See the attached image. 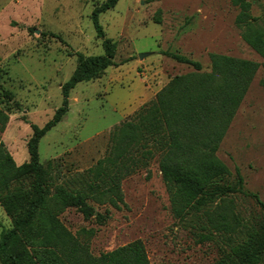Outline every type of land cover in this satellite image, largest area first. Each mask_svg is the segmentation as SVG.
I'll list each match as a JSON object with an SVG mask.
<instances>
[{
	"label": "rangeland",
	"instance_id": "rangeland-1",
	"mask_svg": "<svg viewBox=\"0 0 264 264\" xmlns=\"http://www.w3.org/2000/svg\"><path fill=\"white\" fill-rule=\"evenodd\" d=\"M103 1L0 0V107L8 116L0 139L16 164L28 160L30 124L42 126L61 104L60 86L77 64L76 52L103 53L102 37L96 36L90 17ZM250 2V14L264 30V0ZM237 12L230 0H117L100 13L103 37L117 45L116 64L98 78L76 83L68 111L39 140V161L53 160V174L60 178L55 182L93 166L105 154L113 126L154 99L170 77L192 71L162 51L197 60L205 72L210 71L209 54L222 53L253 60L259 67L216 155L229 168L230 180L238 171L245 189L264 202V65L243 40ZM141 53L146 55L139 58ZM121 187L124 197L118 208L98 206L106 214L101 224L84 219L74 208L60 215L92 254L139 238L150 264H220L227 245L220 234L204 227L201 213L173 215L157 156L125 177ZM232 199L242 217L252 220L260 213L252 198ZM10 227L0 206V233ZM208 232L210 240L200 237Z\"/></svg>",
	"mask_w": 264,
	"mask_h": 264
},
{
	"label": "trees",
	"instance_id": "trees-1",
	"mask_svg": "<svg viewBox=\"0 0 264 264\" xmlns=\"http://www.w3.org/2000/svg\"><path fill=\"white\" fill-rule=\"evenodd\" d=\"M116 2L104 0L93 7L90 17L96 36L102 37L103 53L76 52L77 64L60 86L61 104L42 126L30 124L28 160L16 164L0 139V206L11 220V227L0 233V264H150L139 238L92 254L60 215L74 208L84 219L103 223L106 214L98 206L118 208L124 197L122 180L146 167L154 156L173 215L201 213L204 227L221 235L227 250L220 264H260L264 258V202L256 192L245 189L238 171L230 180L229 168L216 155L258 62L210 53V71L205 72L197 60L162 51L190 65L192 71L170 77L154 99L113 126L105 154L93 166L75 172L68 181L55 182L60 178L53 174V160L39 161V140L68 111L70 90L116 64V42L103 37L98 19ZM230 2L238 8L235 23L243 40L262 56L264 65V30L250 14V0ZM4 93L10 96L9 91ZM7 120L0 107V132ZM232 195L252 198L260 213L252 220L242 217L234 210ZM200 237L210 240L213 236L208 232Z\"/></svg>",
	"mask_w": 264,
	"mask_h": 264
},
{
	"label": "water",
	"instance_id": "water-1",
	"mask_svg": "<svg viewBox=\"0 0 264 264\" xmlns=\"http://www.w3.org/2000/svg\"><path fill=\"white\" fill-rule=\"evenodd\" d=\"M145 55H146V53H141V54H139V58H142Z\"/></svg>",
	"mask_w": 264,
	"mask_h": 264
}]
</instances>
